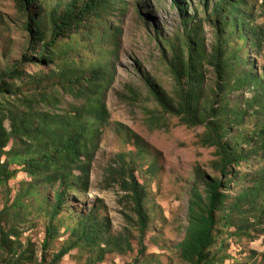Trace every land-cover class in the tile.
<instances>
[{"label":"trees","instance_id":"16d2710c","mask_svg":"<svg viewBox=\"0 0 264 264\" xmlns=\"http://www.w3.org/2000/svg\"><path fill=\"white\" fill-rule=\"evenodd\" d=\"M15 1L17 8L26 15L27 46L19 60L0 67V186L7 188L9 180L19 170L10 169L8 161L11 158L32 180L29 191L37 186L56 189L53 202L47 208L50 221L45 228L40 261L36 260L31 245L21 251L15 249L17 239L12 235L18 233L7 231L1 223L0 256L10 253L6 260L8 264H55L71 250L80 248L91 252L92 258L85 264H95L106 254L131 252L133 245L129 237L110 234L106 218L94 207L77 215L73 224L67 226L69 237L50 260L46 255L59 237L62 225L55 220L63 208L66 209L69 194L88 191L92 148L95 150L97 133L109 119L102 97L111 75L109 61L95 56L86 65L84 56L74 59L72 42L83 40L82 47L86 49V41L89 42L91 37H94L95 45L116 39L117 28L110 33L95 30L105 14L125 7L127 2L59 0L48 8L50 0ZM203 1L206 12L210 0ZM240 2L221 0L213 5L210 14L205 13L204 18L191 22L193 18L184 17L190 3L171 0L172 6L180 11L184 24L181 43L161 39L170 49V56L164 54L163 60L172 77L174 94L166 92L153 77L141 76L147 95L159 112L163 116L176 117L178 124L187 128L201 127L203 131L197 137V145L214 152L212 167L218 176H206L199 164L194 167L196 182L190 192L188 225L185 238L179 244L181 258L190 264L216 263L222 247L221 240L218 243L220 223L227 228L235 226V235L239 238H254L249 233L250 223L264 218V103L262 99L257 100L264 92V80L247 71L233 76V71L228 70L232 68L231 59L239 57L225 55L223 36L217 33L216 47L209 57L205 55L200 36L202 19L214 22L221 17L220 25L215 23V26L222 33L227 24H221L226 10V14H234L248 25L256 44L264 42L262 27L257 30L246 23L244 13L237 8ZM205 59L213 70V84L207 83L203 69ZM30 64L39 70L28 72L24 65ZM23 86L29 87L23 91ZM231 88L251 91L253 100L248 99L246 105L237 106L228 96ZM62 94L81 103L72 104L68 109H56ZM148 118L154 125H167L158 112L151 111ZM254 162L261 165L252 172H245L242 181L247 184L239 187L238 179L242 175L239 169L252 167ZM104 180L107 184L111 181L119 183L123 199L131 204V213L126 219L129 222L135 220L137 224L141 256L149 227V215L144 205L145 188L124 154L112 159ZM233 185L238 188L231 193ZM22 194H16L13 205L20 204ZM252 213H255L256 221L249 222L247 216ZM241 224L244 226L240 227Z\"/></svg>","mask_w":264,"mask_h":264},{"label":"rangeland","instance_id":"374dc122","mask_svg":"<svg viewBox=\"0 0 264 264\" xmlns=\"http://www.w3.org/2000/svg\"><path fill=\"white\" fill-rule=\"evenodd\" d=\"M58 1L50 0L48 8ZM187 1L190 8L186 10L184 17L188 19L189 16L193 18L191 22H195L210 14L213 5L221 0H210L206 12L203 0ZM240 1L237 8L244 13L246 23L257 30L262 27L264 31V0ZM126 2L125 7L112 9L110 14H105L98 30H95L110 33L117 28L119 35L116 39L95 45L94 37H91L89 42L86 41V49L82 47L83 40L72 42L74 59L79 60L80 56H84L88 62L86 65L95 56L109 61L111 75L102 92L109 119L97 133L95 150L92 148L88 191L69 194L66 209L63 208L55 220L62 225L59 237L46 251V255L50 260L61 249L69 237L67 226L73 224L77 215L85 214L95 207L99 215L106 218L108 232L128 236L133 245V251L106 254L101 262L95 264H190L181 258L179 244L185 238L188 225L190 192L196 182L194 167L199 164L206 176H218L212 167L214 152L213 149L197 145V137L203 131L201 127L187 128L179 125L176 117L163 116L159 112L153 100L148 97L141 77H153L166 92L174 94L172 77L163 60L164 54L170 56V49L161 39L165 38L173 44L181 43L184 34L183 17L172 6L171 0ZM226 13L224 10L222 18L225 20L221 24H227L222 33L215 26V23L220 25L221 17L214 22L204 19L201 21L200 36L206 57L216 47L219 33L223 36L222 40L225 39V55L235 54L239 57L231 59L232 68L228 70L233 71L232 75L247 71L263 81L264 42L256 44L248 25L234 14ZM25 20L26 15L17 8L15 0H0V67L19 60L26 50ZM24 67L28 72L39 70L33 64ZM203 69L207 83L213 84V70L207 59L204 60ZM28 87L23 86L22 90L25 91ZM228 96L239 107L246 105L248 99L253 100L251 91L239 88L232 89ZM259 96L261 98L257 100L262 99L264 103V92ZM58 100L56 109H68L72 104L81 103L67 94H62ZM151 111L158 112L167 125H154L148 118ZM119 154L127 156V162L134 167L135 175L147 193L144 205L149 215V227L144 239L145 251L141 256L137 224L135 220L129 222L126 219V215L131 213V204L123 199L119 183L111 181L107 184L104 180L112 159ZM8 163L11 170H19L9 180L7 188L0 186V223L7 231L18 233L12 235L17 239L15 249L21 251L31 245L34 247L36 260L40 261L45 228L50 221L47 208L53 202L56 188L37 186L29 191L32 181L30 177L11 158ZM260 165V162H254L252 167L239 169L242 172L238 179L239 187L247 184V181H242L243 174L252 172ZM237 188L233 185L230 192L234 193ZM19 192H23L21 202L18 206L13 205ZM254 215L252 213L247 216L249 222L256 221ZM243 226L241 224L240 227ZM249 227L250 236L254 238H239L235 235V226L227 228L222 223L218 225V243L221 240L222 247L215 264H264V218L260 222L250 223ZM90 253L89 250L76 248L55 264H85L86 260L92 258ZM138 256L139 260L135 263ZM9 258L10 253L2 254L0 264H8L6 260Z\"/></svg>","mask_w":264,"mask_h":264}]
</instances>
